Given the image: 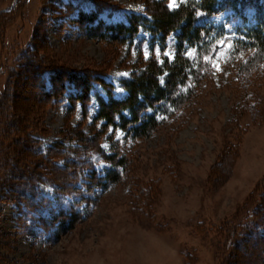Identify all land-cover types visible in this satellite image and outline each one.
Returning a JSON list of instances; mask_svg holds the SVG:
<instances>
[{
  "label": "rangeland",
  "instance_id": "374dc122",
  "mask_svg": "<svg viewBox=\"0 0 264 264\" xmlns=\"http://www.w3.org/2000/svg\"><path fill=\"white\" fill-rule=\"evenodd\" d=\"M154 1L176 10L187 0H0V264H264V221L253 213L264 211V68L244 82L248 53L232 54L252 10L245 22L224 11L199 23L224 36L198 81L176 89L192 90L178 111L145 112L159 123L146 137L119 117L94 122L96 98L107 100L97 82L85 114L71 85L53 105L38 93L55 70L100 78L124 100L122 82L143 63L174 59L179 32L164 46L143 30L119 45L76 20L126 23ZM141 41L161 54L145 60ZM184 55L194 66L196 49ZM110 171L120 179L103 187Z\"/></svg>",
  "mask_w": 264,
  "mask_h": 264
},
{
  "label": "trees",
  "instance_id": "16d2710c",
  "mask_svg": "<svg viewBox=\"0 0 264 264\" xmlns=\"http://www.w3.org/2000/svg\"><path fill=\"white\" fill-rule=\"evenodd\" d=\"M148 9L150 10L148 17L130 15L126 23L107 25L97 20L94 13L83 12L79 13L76 22L79 26H84L88 36L98 40H113L119 45L127 41L130 43L140 30H143L164 46L167 37L178 31L176 54L171 62L164 58L163 63H159L156 59L143 63L142 71L135 74L132 79L122 82L127 97L121 101L113 98L109 85L93 75L67 73L60 77L57 71L48 70L45 74L49 75L50 88L46 87L41 78L38 86V93L46 100L45 103L55 104L56 99L63 95L65 88L71 85L75 93L70 98H73L74 103L81 104L82 113L85 114L92 82H97L107 89V100L96 98L98 111L94 122L102 121L103 126H115L114 119L119 117L121 128L125 129L126 126L131 125V132L135 137L150 135L159 123L145 112L161 103H167L176 112L187 102L192 90L188 88L177 94L176 89L186 86L189 76L195 82L198 81L199 72L206 65L204 60L211 56L224 35L223 29L215 32L213 28L202 27L199 23L224 11L233 12L243 22H245L244 13L248 9L254 13V24L239 31L232 44V54L248 53L245 63L238 67L237 75L243 76L245 82L252 72L264 68V7L260 0H187L176 10L168 9L162 1H154L148 4ZM212 34H214L213 38H211ZM186 46L196 49L197 59L194 66L184 55ZM58 77V84L54 85V79ZM162 77L164 78L161 79ZM124 112L129 118L123 115ZM123 162L120 159L118 164L122 165ZM120 176L119 173L110 171L101 185L107 187L108 183L116 184ZM253 213L256 219L257 215L262 214V217L259 216V221H264V211L255 208ZM248 231L251 229H244L245 234ZM233 244L236 246L235 243Z\"/></svg>",
  "mask_w": 264,
  "mask_h": 264
},
{
  "label": "snow or ice",
  "instance_id": "6c2138e0",
  "mask_svg": "<svg viewBox=\"0 0 264 264\" xmlns=\"http://www.w3.org/2000/svg\"><path fill=\"white\" fill-rule=\"evenodd\" d=\"M173 2H174V0H173ZM170 7H171V3H170ZM139 43L141 45V50L143 52V57L145 60H148L152 54H155L157 56H159L161 54V49H160L159 45H152V44H149L147 41H141ZM163 55L165 57L170 56V53L167 51V48H165ZM161 63H163V61H161ZM214 67H215L217 72L220 71V65L218 63L216 65H214Z\"/></svg>",
  "mask_w": 264,
  "mask_h": 264
}]
</instances>
